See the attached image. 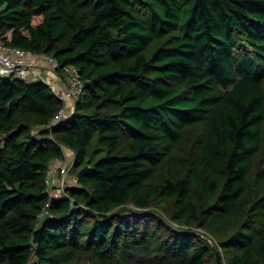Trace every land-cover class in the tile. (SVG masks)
Segmentation results:
<instances>
[{"label":"trees","instance_id":"trees-1","mask_svg":"<svg viewBox=\"0 0 264 264\" xmlns=\"http://www.w3.org/2000/svg\"><path fill=\"white\" fill-rule=\"evenodd\" d=\"M0 41L84 85L55 122L49 84L0 74V264H264V0H0ZM198 125L193 192L158 173ZM62 146L79 184L40 216Z\"/></svg>","mask_w":264,"mask_h":264},{"label":"built area","instance_id":"built-area-1","mask_svg":"<svg viewBox=\"0 0 264 264\" xmlns=\"http://www.w3.org/2000/svg\"><path fill=\"white\" fill-rule=\"evenodd\" d=\"M61 66L60 61L52 54L38 53L0 41V74L15 76L28 81L43 80L50 85L54 93L63 101H79L82 97L84 85L79 70L73 65H66L62 71L68 78L67 86L57 89L47 78V72H57ZM58 73V72H57ZM65 105L57 113L54 121L57 122L64 117ZM62 146L63 156L54 158L46 170V183L49 192V202L41 211L40 216L51 212L50 203L53 198L69 195L68 188L79 184V174L74 170V157L65 153Z\"/></svg>","mask_w":264,"mask_h":264},{"label":"rangeland","instance_id":"rangeland-1","mask_svg":"<svg viewBox=\"0 0 264 264\" xmlns=\"http://www.w3.org/2000/svg\"><path fill=\"white\" fill-rule=\"evenodd\" d=\"M68 81L69 80H67V82ZM76 104L77 103L75 101L68 100V99L66 100V102H63V106L65 105V110H64L65 116L69 112L76 109ZM40 128H42V127H38L35 130V132L36 131L38 132L40 130ZM263 132H264V128H263ZM203 136H204V125H198L197 127L188 131L186 133L185 138H184L183 143H182L183 150L181 152H175L169 159L164 161L162 163V168L159 170L158 174L160 176H163L169 171H172V172L178 173V174H185V176H187L189 178V180L191 181L192 191L193 192L197 191V186L195 185V181L192 179V169H193V166L196 162V158L198 156V153H199V150L201 147ZM0 138L1 139L4 138V135H1ZM125 143H127V142L125 141L124 144ZM65 153L69 157H74L73 151L69 148H65ZM258 174L263 175V177H264V143H263V149L254 158V165H253V169L249 175V178L252 180H256V179L259 180V178H257ZM156 179H158L157 176H156ZM197 229L205 235L207 233L208 234L207 237H208L209 241L212 242L213 239L215 240V237L211 233H209V231H207L205 228L199 227ZM215 245H216V249L219 250L221 255H222L221 247L219 245H217V243ZM213 247H214V245H213ZM224 262H225V264H227V260L225 258H224Z\"/></svg>","mask_w":264,"mask_h":264},{"label":"crops","instance_id":"crops-1","mask_svg":"<svg viewBox=\"0 0 264 264\" xmlns=\"http://www.w3.org/2000/svg\"><path fill=\"white\" fill-rule=\"evenodd\" d=\"M45 74L49 81L53 83V85L58 89H63L67 86V76L65 74L57 73V72H47L46 69H44Z\"/></svg>","mask_w":264,"mask_h":264},{"label":"water","instance_id":"water-1","mask_svg":"<svg viewBox=\"0 0 264 264\" xmlns=\"http://www.w3.org/2000/svg\"><path fill=\"white\" fill-rule=\"evenodd\" d=\"M215 250H216V255H217V264H223L222 261V255L219 250L216 249V245L214 244Z\"/></svg>","mask_w":264,"mask_h":264}]
</instances>
